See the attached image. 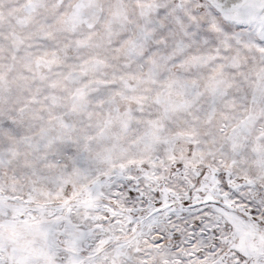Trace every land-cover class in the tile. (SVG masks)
I'll return each instance as SVG.
<instances>
[{"label": "snow or ice", "instance_id": "1", "mask_svg": "<svg viewBox=\"0 0 264 264\" xmlns=\"http://www.w3.org/2000/svg\"><path fill=\"white\" fill-rule=\"evenodd\" d=\"M0 264H264V0H0Z\"/></svg>", "mask_w": 264, "mask_h": 264}]
</instances>
